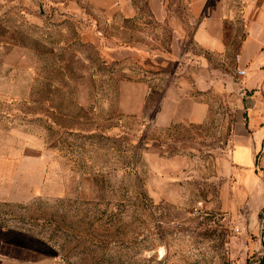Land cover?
I'll use <instances>...</instances> for the list:
<instances>
[{"label": "rangeland", "instance_id": "374dc122", "mask_svg": "<svg viewBox=\"0 0 264 264\" xmlns=\"http://www.w3.org/2000/svg\"><path fill=\"white\" fill-rule=\"evenodd\" d=\"M69 1L0 0V255L227 264L237 232L214 206L231 136L237 112L264 115V77L255 82L235 55L246 22L227 20V53L184 80L208 104L207 121L159 127L180 68L160 54L168 30L109 22ZM133 44L149 50H120Z\"/></svg>", "mask_w": 264, "mask_h": 264}, {"label": "crops", "instance_id": "0c3cea01", "mask_svg": "<svg viewBox=\"0 0 264 264\" xmlns=\"http://www.w3.org/2000/svg\"><path fill=\"white\" fill-rule=\"evenodd\" d=\"M78 3L96 18L109 22L131 21L146 28L168 30V51L160 54L180 68L175 74L174 85L163 91L160 99L155 115L159 127L180 123L201 125L207 121L208 104L203 98L189 95V86L184 80L189 72L195 74L193 67L205 69L212 56L221 57L227 53V20L230 23L237 15L246 22L245 35L235 52L238 67L257 71L255 82L264 77V0H178L176 4L173 0L69 1L71 6ZM120 50L131 55L149 48L133 44ZM189 67L191 69L186 72ZM252 113L258 119H252ZM243 114L237 112L227 155V183L214 209L227 212V226L238 231L229 244L227 262L264 264V115L254 110L249 118ZM0 264L38 263L24 261L18 252L12 251L0 255Z\"/></svg>", "mask_w": 264, "mask_h": 264}, {"label": "built area", "instance_id": "2783aa9c", "mask_svg": "<svg viewBox=\"0 0 264 264\" xmlns=\"http://www.w3.org/2000/svg\"><path fill=\"white\" fill-rule=\"evenodd\" d=\"M236 60L238 61V56L236 57ZM237 75L239 76V77H243V76H245V71L244 70H239L238 72H237ZM218 222V218H215V219H213V222L212 223H215V222ZM235 232H238L237 230H234ZM263 231H264V229H263ZM227 264H229V263H227Z\"/></svg>", "mask_w": 264, "mask_h": 264}]
</instances>
